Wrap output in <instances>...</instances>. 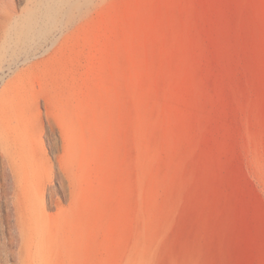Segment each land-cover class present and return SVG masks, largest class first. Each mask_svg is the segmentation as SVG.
<instances>
[{"label":"rangeland","instance_id":"374dc122","mask_svg":"<svg viewBox=\"0 0 264 264\" xmlns=\"http://www.w3.org/2000/svg\"><path fill=\"white\" fill-rule=\"evenodd\" d=\"M0 264H264V0H0Z\"/></svg>","mask_w":264,"mask_h":264}]
</instances>
